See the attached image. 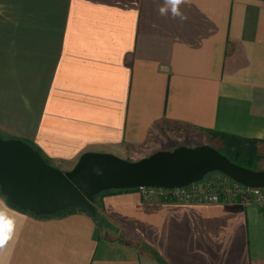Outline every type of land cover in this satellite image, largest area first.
Instances as JSON below:
<instances>
[{"label":"crops","instance_id":"1","mask_svg":"<svg viewBox=\"0 0 264 264\" xmlns=\"http://www.w3.org/2000/svg\"><path fill=\"white\" fill-rule=\"evenodd\" d=\"M0 0V136L69 171L175 127L264 144V0ZM170 148H165V150ZM142 156L140 159H142ZM66 167V168H65ZM19 213L0 264H264V204L100 196Z\"/></svg>","mask_w":264,"mask_h":264},{"label":"water","instance_id":"2","mask_svg":"<svg viewBox=\"0 0 264 264\" xmlns=\"http://www.w3.org/2000/svg\"><path fill=\"white\" fill-rule=\"evenodd\" d=\"M209 174L225 176L244 187L264 188V169L234 164L208 145L161 150L138 161L88 152L63 172L27 142L0 136V192L10 204L35 216L80 209L95 217L93 202L102 193L186 188Z\"/></svg>","mask_w":264,"mask_h":264},{"label":"built area","instance_id":"3","mask_svg":"<svg viewBox=\"0 0 264 264\" xmlns=\"http://www.w3.org/2000/svg\"><path fill=\"white\" fill-rule=\"evenodd\" d=\"M219 175V174H218ZM222 180L230 188L226 193L216 192L207 185L204 187V191L197 189V184L191 185L186 188L164 190L157 188H141L138 189L144 200L152 201L159 200L162 202H175V203H204V204H219V203H242L250 204L254 201L264 204V188H248L241 186L231 179L220 175ZM222 182V181H221ZM203 193V194H202ZM232 194V197L227 194ZM200 198H197L199 197ZM199 199V200H196ZM196 200V201H194Z\"/></svg>","mask_w":264,"mask_h":264},{"label":"rangeland","instance_id":"4","mask_svg":"<svg viewBox=\"0 0 264 264\" xmlns=\"http://www.w3.org/2000/svg\"><path fill=\"white\" fill-rule=\"evenodd\" d=\"M192 131L190 129L185 128H177L175 127L171 131H167V133L162 134V138L157 140L156 145H152L149 148L142 151H132L131 154H128L126 157V161H138L142 156L148 157L149 155L165 150V148H170L167 150H173L176 147L179 146H186V147H196L201 145H208L211 147H217L219 146V140L218 139H211L209 135L205 134H195L191 133ZM258 154L260 156V161L256 165L258 169L263 170L264 169V144L258 145ZM142 158V159H143ZM125 160V159H124ZM66 168V167H65ZM222 181V182H221ZM210 185L212 189L216 192L226 193L230 192L229 186L226 185L224 180H222L221 176L218 174H209L207 175L201 182H199L196 186L197 189H200L201 191H204V187ZM226 190V192H224ZM203 194V193H202ZM232 197V194L227 193ZM197 198H200L197 197ZM199 200V199H196ZM194 200V201H196ZM69 211L65 210L64 212Z\"/></svg>","mask_w":264,"mask_h":264},{"label":"trees","instance_id":"5","mask_svg":"<svg viewBox=\"0 0 264 264\" xmlns=\"http://www.w3.org/2000/svg\"><path fill=\"white\" fill-rule=\"evenodd\" d=\"M206 134L209 135L211 139L216 138L220 141L219 146L213 148L217 149L221 154L225 155L231 162L250 170H255V171L260 170L256 166L258 162L261 160L258 151H256L258 150V145L260 144V142L255 140L237 138L227 134H221L215 132H206ZM116 192H123V191L105 192L96 196L93 202L94 206L97 204V199L100 196L109 193H116ZM70 210H75V209H70ZM77 210L84 212L80 209Z\"/></svg>","mask_w":264,"mask_h":264},{"label":"clouds","instance_id":"6","mask_svg":"<svg viewBox=\"0 0 264 264\" xmlns=\"http://www.w3.org/2000/svg\"><path fill=\"white\" fill-rule=\"evenodd\" d=\"M187 3H189V0H164V6L160 8V14L167 15L170 12L172 18L186 20L187 17L183 15L180 8ZM19 215V213L10 209L3 200H0V251L4 250L17 235V217Z\"/></svg>","mask_w":264,"mask_h":264}]
</instances>
